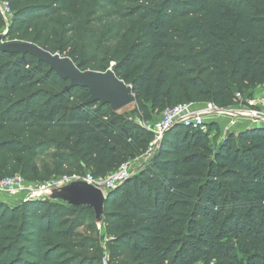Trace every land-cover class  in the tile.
Returning a JSON list of instances; mask_svg holds the SVG:
<instances>
[{"label": "trees", "instance_id": "1", "mask_svg": "<svg viewBox=\"0 0 264 264\" xmlns=\"http://www.w3.org/2000/svg\"><path fill=\"white\" fill-rule=\"evenodd\" d=\"M0 41L30 42L130 84L142 123L0 49V178L105 177L144 156L143 123L180 104L235 105L264 85V0H6ZM182 122L110 189L104 221L46 197L0 198V264H264V126L216 146ZM105 238L106 249L101 240Z\"/></svg>", "mask_w": 264, "mask_h": 264}, {"label": "built area", "instance_id": "2", "mask_svg": "<svg viewBox=\"0 0 264 264\" xmlns=\"http://www.w3.org/2000/svg\"><path fill=\"white\" fill-rule=\"evenodd\" d=\"M0 14L7 26L12 17V11L6 0H0ZM5 31L2 33H5ZM257 87L259 90L252 96L244 97L237 92L235 94L236 104L232 106L219 107L211 102H206L202 103V106L198 108L194 106V103H189L164 109L156 121L143 123L154 134V139L150 142L145 156L153 153L164 132L174 123L192 124L196 128L205 130L209 122H216V119L226 117L228 119V123L225 126L227 131L236 127L239 119L258 121L264 124V86ZM130 163L129 161L126 162L116 171L106 175L105 178H94L90 173H86L84 176L59 175L51 177L44 182H33L25 180L20 174L5 176L0 178V195L10 199V202L30 197H45V193L50 187L62 186L72 180H85L94 185H101L104 190H107L121 183L136 170L135 168H130ZM104 264H106L105 260Z\"/></svg>", "mask_w": 264, "mask_h": 264}, {"label": "water", "instance_id": "3", "mask_svg": "<svg viewBox=\"0 0 264 264\" xmlns=\"http://www.w3.org/2000/svg\"><path fill=\"white\" fill-rule=\"evenodd\" d=\"M3 35L4 33H1L0 38ZM0 49L15 53H31L39 60L45 61L61 78L69 80L66 88L87 87L90 97L86 102L100 101L102 104H108L113 111H118L136 99L132 86L119 79L111 68L104 72L81 71L68 57L52 54L30 42L6 43L0 45ZM262 126L263 123L250 121L245 127ZM110 189L112 188L104 190L101 185H94L85 180H72L62 186L50 187L45 197L68 205L92 208L95 224L100 228L104 221V202Z\"/></svg>", "mask_w": 264, "mask_h": 264}, {"label": "rangeland", "instance_id": "4", "mask_svg": "<svg viewBox=\"0 0 264 264\" xmlns=\"http://www.w3.org/2000/svg\"><path fill=\"white\" fill-rule=\"evenodd\" d=\"M4 31V30H3ZM2 32H0L1 34ZM6 43H10L9 40H6V41H0V45L2 44H6ZM257 90H259L258 87H254L250 90V92H252L253 94L257 92ZM118 113H121V114H125L128 116V119L131 120V121H134V122H137V123H142L141 119H140V115L138 114L137 112V103L136 101H134L133 103H130L124 107H122L121 109L118 110ZM160 115H157V116H154V121H156L158 118H159ZM239 121V120H238ZM228 122V120H227ZM152 123V122H151ZM220 134L221 133H218L216 134V131H212L211 132V144L213 146H216L217 142L219 141V137H220ZM153 143V142H152ZM151 143V145H152ZM140 161V160H138ZM139 164V162H136L134 161L133 164H130V168L134 169L136 167H138L137 165ZM106 177V176H105ZM105 177H102V178H105ZM0 198L2 199H5L7 201H10V199L8 198H5L3 196L0 195ZM100 229V233H102V230L101 228ZM106 239L105 238H102L101 240V244H102V247L104 249H106V243H105Z\"/></svg>", "mask_w": 264, "mask_h": 264}, {"label": "crops", "instance_id": "5", "mask_svg": "<svg viewBox=\"0 0 264 264\" xmlns=\"http://www.w3.org/2000/svg\"><path fill=\"white\" fill-rule=\"evenodd\" d=\"M262 86H264V85H260L259 87H262ZM194 106H196L197 108L201 107L202 103H195ZM227 120L228 119L226 117H220V118L216 119V122L218 123V126H219V131L221 133L220 137H219V140L222 139V137L227 132V130L225 128V126L228 123ZM249 123H250V121L247 120V119H239V121H237V126L233 127L232 130L233 131H239V130L243 129L246 125H248ZM146 157H148V156H145V155L144 156H139V157H137V158H135V159H133V160H131L129 162H131L130 164H133L134 161L139 162V164L137 166L140 167V165H142V163L146 160ZM138 160H140V161H138ZM138 167H136V168H138Z\"/></svg>", "mask_w": 264, "mask_h": 264}]
</instances>
